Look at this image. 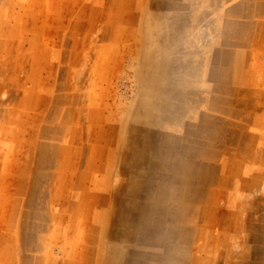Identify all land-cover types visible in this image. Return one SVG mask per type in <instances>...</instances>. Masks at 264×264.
Returning a JSON list of instances; mask_svg holds the SVG:
<instances>
[{"label": "rangeland", "instance_id": "374dc122", "mask_svg": "<svg viewBox=\"0 0 264 264\" xmlns=\"http://www.w3.org/2000/svg\"><path fill=\"white\" fill-rule=\"evenodd\" d=\"M0 264H264V0H0Z\"/></svg>", "mask_w": 264, "mask_h": 264}]
</instances>
